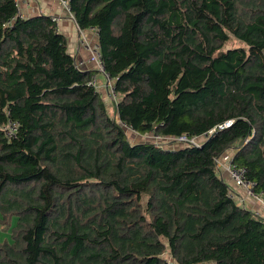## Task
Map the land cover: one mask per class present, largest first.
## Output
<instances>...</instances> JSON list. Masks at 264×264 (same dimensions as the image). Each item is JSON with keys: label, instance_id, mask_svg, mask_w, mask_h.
<instances>
[{"label": "trees", "instance_id": "obj_1", "mask_svg": "<svg viewBox=\"0 0 264 264\" xmlns=\"http://www.w3.org/2000/svg\"><path fill=\"white\" fill-rule=\"evenodd\" d=\"M68 7L114 98L54 17L0 0V264H264V217L217 163L264 200V0Z\"/></svg>", "mask_w": 264, "mask_h": 264}, {"label": "crops", "instance_id": "obj_2", "mask_svg": "<svg viewBox=\"0 0 264 264\" xmlns=\"http://www.w3.org/2000/svg\"><path fill=\"white\" fill-rule=\"evenodd\" d=\"M17 2H19L20 7L19 13L23 17L43 14L56 19L57 29L61 34L66 36L68 40V51L73 57H75L77 65L88 71H92L94 73L93 76L97 79L99 89L104 90L107 94V79L104 74L98 71L96 64L90 60L89 51L79 44L81 33H84L93 43L97 44V31L95 29L79 31L70 12L57 0H17ZM219 167L223 171V177L226 178L227 183L232 189L235 188L237 190V196L244 201V205L249 209L257 211L262 217H264V205L253 198L246 197L245 192L234 185L230 175L226 172V169L223 166Z\"/></svg>", "mask_w": 264, "mask_h": 264}, {"label": "built area", "instance_id": "obj_3", "mask_svg": "<svg viewBox=\"0 0 264 264\" xmlns=\"http://www.w3.org/2000/svg\"><path fill=\"white\" fill-rule=\"evenodd\" d=\"M65 9H67L69 11V7H68V1L69 0H57ZM17 7H18V11H19V2H17V0H15ZM19 15H21L19 13ZM55 19V18H54ZM56 20V19H55ZM79 31H81L79 29ZM80 46L84 47L86 50L89 51L90 53V60L92 62H94L97 66V69L99 72H101L102 74H104L105 78L107 79V86L106 89L114 95V91H113V86H112V81L111 79L108 77V75L105 73L104 71V65L101 59V53H100V49L98 44H95L91 41V39L89 37H87L84 33L80 34ZM90 85H92L93 87L99 89V86L97 85V79L95 76H92L91 81H90ZM232 125V121H229L227 123H225L224 125L220 126L219 129H227L229 127H231ZM18 128V123L17 122H13L10 121L6 127L4 128L5 130V137H7L8 139L14 137L16 131ZM214 131H211L209 134H205L202 135L200 138L205 139L206 137L210 136L213 134ZM148 139L154 140V141H160L162 140L160 136L156 135L155 133H151L147 136ZM172 141L178 142L180 145L184 146L185 144H195L198 142L199 137H195V138H189L187 136H182V137H178V138H169ZM229 155V154H226ZM222 156V158H220L219 160H217L218 166H223L226 169V172L230 175L231 180L233 181L234 185L239 188L242 189L245 192V196L249 197V198H253L256 201H261L263 200L261 196H258L257 194L254 193V186L255 184L248 181L246 179V169L244 168H235L232 165H226L225 164V160L226 161H230V159L226 156ZM233 196L232 198H234L236 200V202L239 205L244 204L242 199H239L238 197Z\"/></svg>", "mask_w": 264, "mask_h": 264}, {"label": "rangeland", "instance_id": "obj_4", "mask_svg": "<svg viewBox=\"0 0 264 264\" xmlns=\"http://www.w3.org/2000/svg\"><path fill=\"white\" fill-rule=\"evenodd\" d=\"M99 91H102V92H105L104 90H101V89H98ZM108 91V90H107ZM108 93L109 94H111L109 91H108ZM112 98H114L113 96H111ZM111 97L110 96H108L107 94H105L104 95V97H103V99H104V102L106 103V104H110L112 101H111ZM112 110H113V107H111L110 108V111L112 112ZM138 138L139 139H145V137H140V136H138ZM229 159H230V161L228 162V161H224L225 162V164L228 166V165H232V162H233V159H232V155L231 154H229V155H226ZM235 196V195H234ZM231 197H233V196H231ZM259 203H261V204H263L264 205V200H261V201H259ZM1 229V228H0ZM9 237V234H5V233H2L1 232V230H0V238H8Z\"/></svg>", "mask_w": 264, "mask_h": 264}]
</instances>
